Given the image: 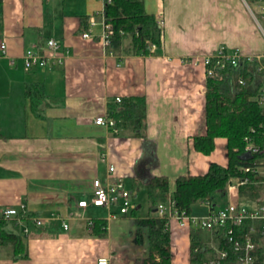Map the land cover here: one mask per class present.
<instances>
[{
  "label": "crops",
  "instance_id": "0c3cea01",
  "mask_svg": "<svg viewBox=\"0 0 264 264\" xmlns=\"http://www.w3.org/2000/svg\"><path fill=\"white\" fill-rule=\"evenodd\" d=\"M145 2L147 12L164 22L163 46L152 48L149 56L133 55L130 38L117 53L104 47L97 15L105 8L101 0H3L0 41L7 52L0 55V211L15 208L45 225L29 231L22 219L0 217L8 222L7 233L26 238L29 255L14 261L11 246L0 244V264H97L103 257L111 264H143L149 257L148 229H142V243L136 239L137 221L149 215V201L147 209L138 202L142 193L148 200L147 192L134 180L143 142L96 124L97 118H108L117 98H146L147 135L158 159L152 174L167 176L171 193L179 176L204 175L212 162L227 166L225 139L216 141L210 156L193 149V138L206 131L207 74L196 59L221 47L264 57V0ZM86 32L92 37L84 38ZM50 39L60 44L62 64L49 60L45 68L27 69L25 53L45 54ZM27 86L44 87L37 115ZM96 179L104 185L123 180L138 202L136 214L112 219L105 208H80L92 198ZM212 202L216 209L241 203L239 189ZM202 204L207 213L198 217L211 212ZM96 219L107 222L104 238L93 233ZM169 230L172 264H190L192 233L215 245L211 231L207 240L201 229L176 222Z\"/></svg>",
  "mask_w": 264,
  "mask_h": 264
},
{
  "label": "trees",
  "instance_id": "16d2710c",
  "mask_svg": "<svg viewBox=\"0 0 264 264\" xmlns=\"http://www.w3.org/2000/svg\"><path fill=\"white\" fill-rule=\"evenodd\" d=\"M2 2L0 0V6ZM104 15L106 22L114 30L109 51L119 52L125 38L131 40L133 55L149 56L153 46L156 50H161L163 31L156 18L147 12L145 0H110L106 2ZM84 25L87 26L86 21ZM263 64L264 59L260 63L256 59L248 61L242 58L236 65L227 63L223 69L214 68V75L207 76L206 131L193 138V149L210 156L216 150V141L225 139L228 163L227 166H222L212 162L204 175L179 176L172 193L167 176L152 174L158 159L156 146L147 135L146 98L130 97L109 105L108 118L115 122L112 132L138 138L143 142L142 156L136 164L134 177L139 187L146 190L149 201V215L137 221L140 227L136 235L138 243L143 242L142 229H148L150 253L143 264H172L171 232L166 226V220L157 215L159 206L168 204L170 199L179 210L191 214L192 207L199 202L225 199L232 178L247 179V183L239 189L241 204L252 207L261 196L264 191V176L257 172H244V168L254 167L262 159L260 155L250 156L245 151V139H254L257 145L264 148V106L256 99L264 86V72L259 69ZM241 80L244 84L240 83ZM26 96L37 115L46 98L44 87L27 86ZM136 212L137 210H133L131 214ZM31 218L32 215L19 212L14 221H25L29 231L35 227L42 229ZM7 223L4 219L0 220V244L11 246L14 261L27 259L29 255L26 238L19 233H7L4 229ZM91 225L95 235L102 238L107 236L106 221L96 219ZM252 226L253 223L247 220L234 227L233 242L225 238L227 230L214 232V246L229 253L227 264H232L237 258L235 241H244L250 235ZM253 237L257 243L260 242L257 235ZM216 255L213 246L191 234L190 264H204ZM258 259L261 263L264 262L262 246L258 249Z\"/></svg>",
  "mask_w": 264,
  "mask_h": 264
},
{
  "label": "built area",
  "instance_id": "2783aa9c",
  "mask_svg": "<svg viewBox=\"0 0 264 264\" xmlns=\"http://www.w3.org/2000/svg\"><path fill=\"white\" fill-rule=\"evenodd\" d=\"M106 5V2L110 0H101ZM101 17V25L103 32L101 34V40L106 49L111 47L112 37L114 35L113 27L110 23L106 22L104 11L99 14ZM160 28H163V20H157ZM98 22L96 17L91 18L90 25L95 26ZM84 38H91L90 32L83 34ZM153 49L156 47L153 46ZM60 44L50 39L47 42V51L45 54L29 50L22 57L27 69L34 67L45 68L49 60H52L56 64H62L65 56L60 53ZM7 52L6 42L0 41V55H5ZM245 58L248 61L257 60L262 62L264 57L244 56L239 51H232L226 47H221L216 53L205 56L203 58H197L196 62H202L206 68L207 76L214 75V68H225L227 63L236 65L240 59ZM260 71L264 72V64L259 67ZM241 84L244 82L241 80ZM256 99L264 106V86L260 91ZM117 103L121 102V98L116 99ZM97 125L106 126L112 129L115 125L114 120L111 118L99 117L96 119ZM246 148L245 151L250 155H260L262 159L254 167L244 168V172H257L259 175L264 176V148L257 145L254 139L247 137L245 139ZM115 167L110 168V173H114ZM247 183V179L232 178L228 187L229 189L237 188ZM211 207V212L207 216L198 217L192 214H187L185 211L179 210L173 200H169L168 204L160 205L157 210V215L166 220V226H169L172 222H176L180 227L193 228V229H206L211 232L219 230H227L226 237L230 242H233V228L240 226L244 221H251L253 223L250 235H248L244 241H235L234 250L237 252V258L232 264H264L258 259V249L260 246L264 247V193L255 201L252 207L243 205L239 202H230L225 208L216 209V204L213 202H203ZM88 206H94L97 208H105L108 210L112 219H117L120 216H127L133 210H136L137 203L134 201L133 194L127 189L123 180H116L104 185L101 180L96 179L93 182V192L90 201H82L79 203L80 208H87ZM18 210L15 208H9L0 211V217L8 220L15 218L18 215ZM34 222L38 226H44L45 222L42 219H34ZM64 229L68 230V225H64ZM28 232V230H26ZM259 234L263 241L257 243L253 236ZM217 255L215 258L207 260L204 264H227L229 259V253L226 250H221L213 246ZM97 264H111L109 258H100Z\"/></svg>",
  "mask_w": 264,
  "mask_h": 264
},
{
  "label": "rangeland",
  "instance_id": "374dc122",
  "mask_svg": "<svg viewBox=\"0 0 264 264\" xmlns=\"http://www.w3.org/2000/svg\"><path fill=\"white\" fill-rule=\"evenodd\" d=\"M139 201H141L140 203H141V205H142V209L144 208V209H147V207H148V200L146 199H144V195H143V193L142 194H140L139 196H138V202ZM138 202H136V203H138ZM194 215L195 216H200V215H206V213H207V207H205L203 204H202V202H199V203H197L196 204V207H194ZM200 232L203 234V235H205V238L208 240V230H206V229H201L200 230Z\"/></svg>",
  "mask_w": 264,
  "mask_h": 264
}]
</instances>
